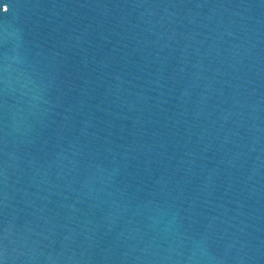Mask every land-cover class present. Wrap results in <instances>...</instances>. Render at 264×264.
<instances>
[{
  "label": "water",
  "instance_id": "1",
  "mask_svg": "<svg viewBox=\"0 0 264 264\" xmlns=\"http://www.w3.org/2000/svg\"><path fill=\"white\" fill-rule=\"evenodd\" d=\"M6 9L0 264H264V0Z\"/></svg>",
  "mask_w": 264,
  "mask_h": 264
},
{
  "label": "snow or ice",
  "instance_id": "2",
  "mask_svg": "<svg viewBox=\"0 0 264 264\" xmlns=\"http://www.w3.org/2000/svg\"><path fill=\"white\" fill-rule=\"evenodd\" d=\"M6 3V0H0V5H4ZM7 14V9L0 11V15H6Z\"/></svg>",
  "mask_w": 264,
  "mask_h": 264
}]
</instances>
